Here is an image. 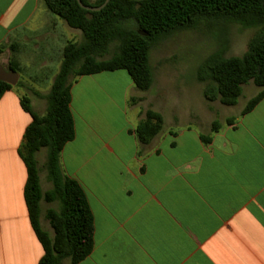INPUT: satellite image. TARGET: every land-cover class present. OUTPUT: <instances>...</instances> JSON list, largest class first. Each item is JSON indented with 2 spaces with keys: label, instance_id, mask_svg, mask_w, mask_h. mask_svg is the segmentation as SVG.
<instances>
[{
  "label": "crops",
  "instance_id": "crops-1",
  "mask_svg": "<svg viewBox=\"0 0 264 264\" xmlns=\"http://www.w3.org/2000/svg\"><path fill=\"white\" fill-rule=\"evenodd\" d=\"M69 31L42 0H0V67L8 71L6 46L17 43L41 58L47 76L60 69ZM15 86L0 100V264H39L44 250L19 155L32 118ZM137 92L125 70L72 86L76 136L61 164L85 191L95 226L93 251L80 264H264V99L208 145L201 135L210 131L157 110L163 131L142 146L134 134L142 119L130 108Z\"/></svg>",
  "mask_w": 264,
  "mask_h": 264
},
{
  "label": "trees",
  "instance_id": "trees-1",
  "mask_svg": "<svg viewBox=\"0 0 264 264\" xmlns=\"http://www.w3.org/2000/svg\"><path fill=\"white\" fill-rule=\"evenodd\" d=\"M105 1L82 0L92 7ZM42 2L53 16L80 31L82 39L66 43L59 72L45 97L48 106L43 115L33 109L29 97L20 95L23 110L32 118L19 149L27 170L24 197L32 228L44 250L39 264H80L94 248V216L85 191L64 173L61 164L65 146L76 136L71 110V90L76 79L125 70L135 87L147 92L154 83L151 54L163 39L179 32L239 26L255 31L247 51L237 57H226L224 48L213 53L200 65L196 77L204 84V99L226 107L238 104L243 86L250 82L260 88L243 110L245 115L264 99V0H111L99 12L81 8L77 0ZM6 48L16 53L19 44ZM8 71L18 74L20 68L10 62ZM13 88L0 81V100ZM235 122L236 118H230L225 125ZM223 126L214 121L210 133L201 135L203 143L210 144ZM163 128V116L149 109L134 134L140 145L147 146ZM44 149L47 154L43 169L51 185L47 191L41 185L38 160ZM43 203L55 207L43 210ZM43 214L50 231L42 224Z\"/></svg>",
  "mask_w": 264,
  "mask_h": 264
},
{
  "label": "rangeland",
  "instance_id": "rangeland-1",
  "mask_svg": "<svg viewBox=\"0 0 264 264\" xmlns=\"http://www.w3.org/2000/svg\"><path fill=\"white\" fill-rule=\"evenodd\" d=\"M61 21L66 24L65 21ZM69 32L70 41H81L80 31L70 28ZM254 34V30H244L239 26H234L222 30L214 28V30L198 32L185 31L166 37L151 54V64L154 68V83L151 89L147 92L140 91L130 94V108L140 113L139 119H143L149 109L156 112L164 110L167 116L171 115L174 118L180 115L182 122L205 132L210 131L214 121H219L224 125L228 119L237 118L250 98L256 96L261 89L252 82L243 86V94L236 107H226L219 102L208 103L203 96L204 84L197 81V71L210 55L223 48L226 57L243 55ZM8 51L10 52L8 66L12 62L20 68L16 90L20 95L27 96L31 101L36 102L37 109L40 108L37 113L43 115L48 106L45 97L51 90L59 72V66L54 65L50 73L44 76L42 70L45 64L41 63V58L36 60L29 49L21 51L19 46L16 53H12L9 49ZM181 119L178 118V121ZM46 154L47 150H42L38 155V160L42 168L44 188L48 189L51 187L45 180L46 172L43 169ZM54 206L44 205L46 208ZM46 222L44 227L50 229L48 221Z\"/></svg>",
  "mask_w": 264,
  "mask_h": 264
},
{
  "label": "water",
  "instance_id": "water-1",
  "mask_svg": "<svg viewBox=\"0 0 264 264\" xmlns=\"http://www.w3.org/2000/svg\"><path fill=\"white\" fill-rule=\"evenodd\" d=\"M111 0H106L105 3L99 7H92L86 6L83 4L82 0H77L79 6L85 10L92 11V12H99L103 10ZM136 1H143V0H136ZM18 74L13 72H8L5 68L0 67V81L6 82L12 86H15L18 83Z\"/></svg>",
  "mask_w": 264,
  "mask_h": 264
}]
</instances>
